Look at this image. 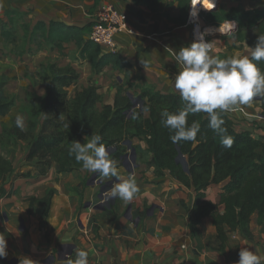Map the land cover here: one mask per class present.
I'll return each instance as SVG.
<instances>
[{"label": "crops", "instance_id": "crops-1", "mask_svg": "<svg viewBox=\"0 0 264 264\" xmlns=\"http://www.w3.org/2000/svg\"><path fill=\"white\" fill-rule=\"evenodd\" d=\"M106 1L129 15L132 28L140 36L118 38L117 53L132 64L131 68L120 73L107 67L98 75L93 72L89 61L79 57L75 43L64 45L65 49L60 52L45 40V36L55 21L77 28L94 24L98 8ZM230 2L228 6L219 3L218 8L229 10L243 3L241 0ZM166 15L172 20L181 16L176 0H165L159 14L119 0H6L0 7V64L9 65L6 58L14 60L35 49L40 52L35 55L42 61L47 59L50 64L61 68L71 66L77 70L80 89L89 87L98 76L109 72L117 74L118 81L122 76L125 77L123 80L129 81L133 101L136 98L132 94L140 92L136 91L138 85L153 87L164 95L179 94L174 82L182 66L176 62L175 54L193 43V27L188 25V20L181 26ZM232 23L231 29L223 32L224 25L210 26L201 19L203 28L214 29L213 34L207 35V42L212 45L211 55L250 57L251 48H240L235 38L237 24ZM38 25H43L46 31L41 28L36 32ZM152 35L159 36L162 43L143 37ZM21 39L28 45L21 46ZM40 42L44 48H39ZM11 64L16 63L12 61ZM14 72L10 70L9 75ZM51 80L52 77L48 76V82ZM37 85L41 88L33 87L30 93L45 95L46 85ZM4 91L6 95H12L7 87ZM115 98L116 88L111 99L103 104L114 105ZM260 106H256L259 111L256 113L262 112ZM136 148L146 154V143L139 139L131 142V150L135 151L137 159L133 171L125 168L123 162L121 166L117 165L118 177L101 178L98 175L93 183L91 178L95 173L83 169L76 173H58L52 166L45 176H38L32 163L16 166L11 161L14 173L7 177L6 193L0 196V235L7 241V256L0 259V264H21L25 258L35 264H67L68 257L72 258L79 250L88 252L89 264H237L242 247L264 255V224L259 223L258 214L252 217L250 224L252 238H244L240 230L229 232L224 249L212 218L203 219L196 234H192L189 224L196 192L184 187L168 173L162 180L155 179L153 173L147 174L148 165L139 160ZM4 150L0 145V154L7 157ZM26 169L28 171L23 176ZM129 176H134L140 192L130 203L119 198L111 202L116 206V219L111 220L110 208L103 211L94 206L100 204V193L105 185L99 184V180H114L115 185ZM226 184L210 186L206 200L220 204ZM50 190L54 193L46 214V205L33 201L46 199ZM219 210L223 213L224 206L219 205ZM71 251L72 255H69Z\"/></svg>", "mask_w": 264, "mask_h": 264}, {"label": "trees", "instance_id": "trees-1", "mask_svg": "<svg viewBox=\"0 0 264 264\" xmlns=\"http://www.w3.org/2000/svg\"><path fill=\"white\" fill-rule=\"evenodd\" d=\"M119 1L131 2L159 14L165 0ZM176 1L181 16L176 20L168 15L166 17L181 26L186 25L191 0ZM201 16L203 22L215 27L235 22L238 26L235 38L241 49L245 46L254 47L257 36L264 34V10H246L241 6L226 10L219 7L204 11ZM93 25L77 28L55 21L50 24L45 40L60 52L65 49L64 45L75 43L79 57L89 61L93 72L98 75L107 67L120 73L131 68L132 64L120 54L108 53L87 38ZM42 26L38 25L36 32L41 28L46 31ZM258 67L264 70V60L258 63ZM38 75L41 80L39 84L46 85V93L43 96L33 94L30 101L33 106L28 113L30 118L23 130L16 126V117H12L16 102L5 94L4 84H0V145L3 147L6 140L9 143H24L28 153L26 161L34 165L38 176H45L52 166L56 167L58 173L81 171L82 165L68 154L74 141L86 143L91 135H101L102 143L109 151L111 149L110 157L116 165L121 166L127 153L124 143L139 139L146 143L149 159L146 164L152 169L155 179L162 180L168 173L184 187L196 192L189 224L192 234H196L203 219L212 218L224 249L229 232L240 230L244 238H252L250 224L255 214L259 216V223L264 224V136L257 138L252 125L225 113L223 127L227 129V135L234 139L232 147L226 149L221 146L220 135L209 128L207 114L201 112L188 117L189 125L193 121L199 122L200 132L196 141L173 143L170 139L172 133L160 121L163 111L176 113L183 108L179 94L164 95L153 87L138 85L136 91H140L139 94L132 95L134 99L141 98L142 109L150 108V111L143 112L140 107H134L129 83L118 81L114 105H104L100 88L93 81L87 88L76 89L80 74L71 66L61 68L56 64H43ZM48 76L52 77L51 82H48ZM260 103V114L264 116V97H261ZM134 115L138 118H133ZM6 118H10V123L2 122ZM244 125L249 126V129L244 128ZM136 149L138 156L143 153L139 148ZM180 155L185 159L187 169L183 162H179ZM13 173L11 160L0 154V196L5 195V181ZM225 182L227 184L221 194L220 204L207 201L209 187ZM53 193L50 190L46 199L34 200L33 203L45 204L47 214ZM219 205L224 206L223 213ZM115 208V205L110 204L108 214L111 220L116 219ZM71 259L74 260L75 255Z\"/></svg>", "mask_w": 264, "mask_h": 264}, {"label": "clouds", "instance_id": "clouds-1", "mask_svg": "<svg viewBox=\"0 0 264 264\" xmlns=\"http://www.w3.org/2000/svg\"><path fill=\"white\" fill-rule=\"evenodd\" d=\"M212 45L200 35L187 47H182L175 54V60L182 65V70L175 76L174 87L183 102V108L176 113L163 111L161 125L169 130L173 143L195 142L200 132L199 122L188 124L189 115L206 113L208 126L220 135L221 146L231 148L234 139L227 135L223 127L225 113L243 110V106L250 105L254 98L264 97V70L258 63L264 60V34L257 36L251 56L220 58L211 55ZM143 112L150 111L143 107ZM133 118H138L134 115ZM16 126L24 128L23 117L17 116ZM69 127V125H68ZM69 156L82 165V169L103 177H118L116 162L110 157L108 147L102 143V136L91 135L86 143L74 141L69 150ZM140 189L134 176L116 183L102 196L104 203L119 198L130 203L137 198ZM7 256V241L0 235V259ZM68 257L67 264H89L88 252L76 251L75 259ZM264 255L242 247L239 251L237 264H262ZM21 264H35L28 258Z\"/></svg>", "mask_w": 264, "mask_h": 264}, {"label": "rangeland", "instance_id": "rangeland-1", "mask_svg": "<svg viewBox=\"0 0 264 264\" xmlns=\"http://www.w3.org/2000/svg\"><path fill=\"white\" fill-rule=\"evenodd\" d=\"M232 0H219V3H221V6H228L231 4ZM243 3L241 4L242 8H246L247 10L249 9H259V10H264V0H241ZM100 4V3H99ZM219 6V5H218ZM97 8V7H96ZM230 28L231 24H228ZM223 26L221 28V31L223 32H227V28L224 30ZM14 30V29H13ZM20 31V29H19ZM19 31H15L16 34L18 35ZM129 36L127 34H121L118 36ZM31 41H35V40H31ZM30 41V42H31ZM38 41V40H36ZM19 42H21V46H23L24 44L27 46L28 43H24V41L19 40ZM11 44V43H10ZM43 44L40 42L39 43V48H42ZM38 46V45H37ZM42 46V47H41ZM246 47V46H245ZM44 48V47H43ZM35 49H30L26 52V54L22 55L20 58H13L14 60H12L11 58H6L7 60H9V65H3L0 64V84L3 85L4 84V90L7 87L8 91L10 93H12V95H7L10 98H13V100L16 102V107L13 109L14 111L12 112V117H17L22 116L23 117V123H24V127L27 126V123L29 121L30 115H28L29 110L31 109V107L33 106V104H30V101L32 99L33 94L35 93H30V91L34 90L33 87H39L37 84H39L40 80V76L38 75V72L40 71V67L41 65H49L51 63V61H48L47 59L45 60H41L39 57H37L35 54L40 52L38 51H34ZM35 52V53H34ZM237 54V53H235ZM1 56V55H0ZM244 56V55H243ZM2 58V57H0ZM5 60V58H3ZM15 61V65H12L11 62ZM82 67H84V65H81ZM12 70V72H14V70H18V72H14V75H9V71ZM110 76V77H108ZM122 80H119L120 83H127L129 81H125L123 80L125 77L122 76L121 77ZM124 81V82H123ZM25 82V83H23ZM31 82V83H30ZM35 82V83H34ZM94 84H96L97 86H99V91L100 94L103 97V101L105 102V100H110L112 97V92L115 89L114 87L118 84V79H117V74H111V73H106L103 76H98L96 78V81H93ZM36 84V86L34 85ZM92 84V83H91ZM114 86V87H113ZM41 88V87H39ZM81 87L78 84V87L76 89H80ZM38 91L40 92V90L38 89ZM74 89L71 90V92L73 93ZM135 93V92H134ZM37 95V94H36ZM260 100H257L254 98L253 102L250 105H246L245 107L251 112V114H257L256 112H259L256 108V106L260 105ZM3 123H10V118H6L2 121ZM1 125V123H0ZM256 126V127H255ZM258 125H252V128L255 129L254 131V135L257 138H262L264 136V127L263 128H259L257 127ZM244 128L249 129V126L246 127V125H244ZM0 130H1V126H0ZM5 144V145H4ZM3 149H5L4 151L8 153L7 157L11 160L14 161V164H16V166H20L21 164L27 163L26 158H27V148L26 145H24L21 142H13L11 141L9 143L8 140H6L5 142H3ZM111 151V149H110ZM143 153H139V160L140 161H144L145 163L148 162V157L147 155L144 154V151H142ZM13 153V156H11ZM130 153V152H129ZM128 153V154H129ZM13 159V160H12ZM136 158L135 160H133V158H130L127 161V164L131 167V169H133V163L136 162ZM34 168V167H32ZM146 172L147 174H151L153 173L152 169L150 168H146ZM28 170L26 169L24 171V174H22L23 176L25 175V173ZM98 204V203H97ZM111 203L109 202V205ZM94 206H97L96 204H94ZM109 206H106V209ZM109 209V208H108Z\"/></svg>", "mask_w": 264, "mask_h": 264}, {"label": "built area", "instance_id": "built-area-1", "mask_svg": "<svg viewBox=\"0 0 264 264\" xmlns=\"http://www.w3.org/2000/svg\"><path fill=\"white\" fill-rule=\"evenodd\" d=\"M6 0H0V7ZM218 3L213 4L209 8H203L201 1L191 0V6L188 16V25L193 27V42L203 34V38L207 41V35L202 32V12L211 11V9ZM197 13H194L196 12ZM127 34L130 36H140V34L131 26L129 15L118 8L111 2H102L94 18V25L89 35L90 41L104 48L108 53H116L118 51V36ZM147 40L162 43L159 36H143ZM182 66V65H181ZM230 116L237 120L244 121L247 124H257L259 128H263L264 116L261 114H251V112L243 106V110L229 112ZM256 127V126H255ZM255 130V129H253ZM107 205L108 203H104Z\"/></svg>", "mask_w": 264, "mask_h": 264}, {"label": "water", "instance_id": "water-1", "mask_svg": "<svg viewBox=\"0 0 264 264\" xmlns=\"http://www.w3.org/2000/svg\"><path fill=\"white\" fill-rule=\"evenodd\" d=\"M218 5H219V2L211 9V10H216V9H218ZM236 30H238V26H236ZM257 100H261V97H257L256 98ZM133 103H134V107H137V106H140V108L142 109V107H141V105L140 104H142V100H141V98L140 97H138L137 99H135L134 101H133ZM126 146H127V148L128 149H130V153L128 154H126L123 158L125 159V161H124V167L125 168H128V170H130V171H133L132 169H131V167L127 164V161L130 159V158H133V160H135V157H136V154H135V151L133 150H131V142L130 141H128V142H125L124 143ZM179 162H183V164L185 165V168L187 169V165H186V163H185V159L182 157V155H180V158H179ZM133 166L135 167L136 166V164L135 163H133ZM97 177H98V174H94L93 176H92V178H91V181H92V183L94 182V181H96L97 180ZM105 180H103V179H101V180H99V184H105L103 187H102V190H101V193H100V197H99V199H100V201L102 202V196H103V194L108 190V189H110L111 187H113V185H114V180H112V181H105ZM115 200V199H114ZM100 202V204H98L96 207H95V209L96 210H106V206L108 205L109 207L108 208H110V205H109V203L106 205V206H104L102 203ZM102 204V205H101ZM112 204V203H111ZM88 207V206H87ZM69 255H72V251L70 252V254ZM68 255V256H69Z\"/></svg>", "mask_w": 264, "mask_h": 264}, {"label": "bare ground", "instance_id": "bare-ground-1", "mask_svg": "<svg viewBox=\"0 0 264 264\" xmlns=\"http://www.w3.org/2000/svg\"><path fill=\"white\" fill-rule=\"evenodd\" d=\"M197 1H201V4H202V7L203 8H209L210 6H213V4H215L216 3V0H196V2ZM196 11V10H195ZM194 13H197V11L196 12H194ZM224 26L227 28V27H229V25L228 24H224ZM224 27V29H226ZM230 27H232V26H230ZM228 29V28H227ZM231 29V28H230ZM229 29V30H230ZM228 31V30H227ZM202 32H205L204 34H206V35H209V34H213L214 33V29H210V28H202Z\"/></svg>", "mask_w": 264, "mask_h": 264}, {"label": "flooded vegetation", "instance_id": "flooded-vegetation-1", "mask_svg": "<svg viewBox=\"0 0 264 264\" xmlns=\"http://www.w3.org/2000/svg\"><path fill=\"white\" fill-rule=\"evenodd\" d=\"M111 202L113 203V202H114V200H112ZM111 202H110V203H111Z\"/></svg>", "mask_w": 264, "mask_h": 264}]
</instances>
